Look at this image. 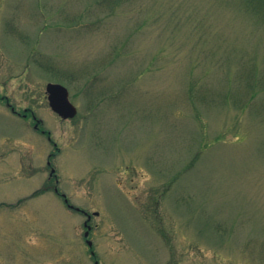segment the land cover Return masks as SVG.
Instances as JSON below:
<instances>
[{"label": "rangeland", "instance_id": "1", "mask_svg": "<svg viewBox=\"0 0 264 264\" xmlns=\"http://www.w3.org/2000/svg\"><path fill=\"white\" fill-rule=\"evenodd\" d=\"M241 2L0 0V264H264V17Z\"/></svg>", "mask_w": 264, "mask_h": 264}, {"label": "water", "instance_id": "2", "mask_svg": "<svg viewBox=\"0 0 264 264\" xmlns=\"http://www.w3.org/2000/svg\"><path fill=\"white\" fill-rule=\"evenodd\" d=\"M46 91L51 109L55 113H57L61 118L73 119L77 116L78 109L71 102L69 90L65 86L59 83H49L46 87ZM66 201L68 202V200ZM90 219L91 216H88V220L85 223V226L87 227V231L85 232V238L88 246L90 248H93V242L89 240V234L91 228L90 226H88V221ZM92 255L95 256L94 251H92ZM95 264H99V261H96Z\"/></svg>", "mask_w": 264, "mask_h": 264}, {"label": "flooded vegetation", "instance_id": "3", "mask_svg": "<svg viewBox=\"0 0 264 264\" xmlns=\"http://www.w3.org/2000/svg\"><path fill=\"white\" fill-rule=\"evenodd\" d=\"M6 96H2V94H0V100H3V101H6ZM9 104V106H11V104L10 103H8ZM11 111L15 114V115H17V116H22L23 118H29V117H32V119H33V121H34V129L36 130V131H39V132H41L43 135H47L48 136V138L49 139H51V136L49 135L50 133L48 132V131H46V130H44L43 129V122H41L40 121V119H38L36 116H35V114H34V112L33 111H31L30 109H26L24 112H23V114H21L20 112H18L17 110H16V108L15 107H13V106H11ZM53 177V176H52ZM51 177V178H52ZM54 190H58L56 187L54 188Z\"/></svg>", "mask_w": 264, "mask_h": 264}, {"label": "trees", "instance_id": "4", "mask_svg": "<svg viewBox=\"0 0 264 264\" xmlns=\"http://www.w3.org/2000/svg\"><path fill=\"white\" fill-rule=\"evenodd\" d=\"M241 3L255 15L264 17V0H242Z\"/></svg>", "mask_w": 264, "mask_h": 264}]
</instances>
